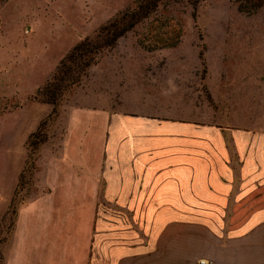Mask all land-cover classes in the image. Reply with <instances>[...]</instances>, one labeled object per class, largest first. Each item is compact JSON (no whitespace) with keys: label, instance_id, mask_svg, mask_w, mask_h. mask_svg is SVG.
<instances>
[{"label":"rangeland","instance_id":"obj_1","mask_svg":"<svg viewBox=\"0 0 264 264\" xmlns=\"http://www.w3.org/2000/svg\"><path fill=\"white\" fill-rule=\"evenodd\" d=\"M134 1H0V264L16 223L99 220L120 202L102 197L101 178L116 179L139 128L264 130V6L242 13L236 0L161 10L102 52L55 113L36 100L60 59Z\"/></svg>","mask_w":264,"mask_h":264},{"label":"crops","instance_id":"obj_2","mask_svg":"<svg viewBox=\"0 0 264 264\" xmlns=\"http://www.w3.org/2000/svg\"><path fill=\"white\" fill-rule=\"evenodd\" d=\"M134 133L116 179L101 178L121 201L99 220L16 223L4 264H264V130Z\"/></svg>","mask_w":264,"mask_h":264},{"label":"trees","instance_id":"obj_3","mask_svg":"<svg viewBox=\"0 0 264 264\" xmlns=\"http://www.w3.org/2000/svg\"><path fill=\"white\" fill-rule=\"evenodd\" d=\"M2 1V0H0ZM202 0H135L133 6L116 13L112 18L98 26L90 35L75 44L59 61L44 84L36 91L39 102L56 107L65 92L79 83L87 69L97 57L114 47L120 37L135 29L143 21L153 17L167 7L184 6L194 8ZM264 6V0H236V9L242 13H253ZM172 46L173 44H168ZM43 122V121H42ZM41 122V123H42ZM40 123V125H41ZM39 126L26 138V148L33 145Z\"/></svg>","mask_w":264,"mask_h":264},{"label":"built area","instance_id":"obj_4","mask_svg":"<svg viewBox=\"0 0 264 264\" xmlns=\"http://www.w3.org/2000/svg\"><path fill=\"white\" fill-rule=\"evenodd\" d=\"M198 262L199 264H211L210 261H205V260H199Z\"/></svg>","mask_w":264,"mask_h":264}]
</instances>
